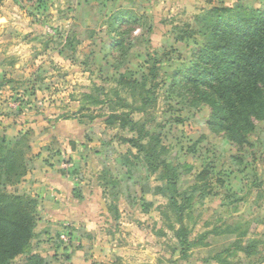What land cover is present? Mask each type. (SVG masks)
<instances>
[{
	"label": "rangeland",
	"instance_id": "1",
	"mask_svg": "<svg viewBox=\"0 0 264 264\" xmlns=\"http://www.w3.org/2000/svg\"><path fill=\"white\" fill-rule=\"evenodd\" d=\"M51 1L14 0L16 35L5 50L17 60V69L0 81V140L5 141L3 151L12 147L18 125L19 131H32L26 141L30 171L34 157L58 154L64 162L68 158L59 153L64 137L51 127L74 114L71 120L82 132L73 142L80 165L74 177L81 185L73 187L83 198L69 221L61 213L64 206L54 203L58 213L52 216L38 197L42 210L26 253L40 254L47 264H67L63 249L79 242L81 253L100 264H219L216 255L240 240L241 247L257 253L225 254L230 264H260L264 120L243 110L249 131L238 142L211 104L223 101L211 90L195 88L182 74L192 67L202 43L187 35L195 28V15L220 5L264 11V0ZM35 13L39 21V15L48 20L29 24L25 15ZM119 14L126 20L113 26L112 17ZM133 80L137 84L132 87ZM141 97L150 102L137 111ZM111 114L137 122L141 143L153 147L176 178L171 191L184 206L185 258L176 232L178 213L168 207L170 190H157L168 187L162 169L151 171L143 154L126 142L137 137L129 124L105 122ZM24 178L16 191L30 194ZM76 218H85L91 232L72 228Z\"/></svg>",
	"mask_w": 264,
	"mask_h": 264
},
{
	"label": "trees",
	"instance_id": "2",
	"mask_svg": "<svg viewBox=\"0 0 264 264\" xmlns=\"http://www.w3.org/2000/svg\"><path fill=\"white\" fill-rule=\"evenodd\" d=\"M125 20L126 15L119 14L112 17V24L119 26ZM193 23L195 28L193 31L189 30L187 35L198 36L202 43L195 50L192 67L182 75L185 81L192 83L195 88L211 90L217 99L223 101V105L218 101H211L218 112L219 123L224 124L238 142H242L249 131L247 125L242 122V111L251 109L258 122L264 120V96L261 94L264 89V11L247 9L243 5L214 6L195 15ZM117 42L118 47L123 45L122 41ZM136 84L135 80L130 82L132 87ZM149 102L148 97H141L140 105L135 110L143 111ZM73 115L58 119H75ZM117 119H121L123 126L129 124L130 130L136 133V138L126 139V142L137 149L138 153L143 154L149 169L153 172L162 169V178L168 187L157 190L161 193L170 190L167 196L168 207L178 213L180 229L176 232L180 235V254L185 258L189 242L182 221L184 206L179 204L174 196L176 178L167 163L159 161L154 148L141 143L143 135L142 130L137 129V122L116 114L108 115L105 122L111 124ZM31 135V130L19 131L12 147L6 151L2 149L3 144L5 145L4 139L0 140V264H47L40 254L26 253L42 210L39 198L16 191V186L30 171L31 149L26 141ZM52 141L55 143L53 138ZM46 150L50 151L48 148ZM74 198H82L79 191H74ZM72 207L79 210L77 203ZM238 251H242L246 257L257 253L253 252L251 247H241L240 240H236L229 249L216 255V261L219 264H230L225 254L233 256ZM66 262L100 264L90 257H85L81 248L75 249L72 255H67ZM263 262L264 260L260 261V264Z\"/></svg>",
	"mask_w": 264,
	"mask_h": 264
},
{
	"label": "crops",
	"instance_id": "3",
	"mask_svg": "<svg viewBox=\"0 0 264 264\" xmlns=\"http://www.w3.org/2000/svg\"><path fill=\"white\" fill-rule=\"evenodd\" d=\"M37 1H34V3H28L29 7H31L30 4L36 5ZM46 3L51 4V0H45ZM24 3H26L24 1ZM18 7V4L14 2V0H0V81L2 80V76L7 74L8 72L13 73L17 69V60H14L13 56L11 54L10 58L7 57L8 52H6L5 47L6 44H9L10 42H14L15 38V30L14 29V23L15 14L13 13L15 8ZM36 15V13H35ZM31 16L28 14V16L25 18L29 24H32V22H37L38 24L42 22H45V20H48L45 17H41L39 15V19L42 20L39 21L37 19V16ZM45 18V19H44ZM47 53V50H45ZM9 58V59H8ZM15 126H12V129H14ZM58 128V129H57ZM60 128V129H59ZM21 129L20 126L16 125L15 129V135L19 132ZM51 129L54 131L61 130V134L63 140L66 142L60 143V151L59 153L62 154V156H66L68 159H66L64 162L60 160V155H49L48 158L43 159L38 157L33 158V167L30 172L25 176L24 181L29 180L28 184L31 185V189H29L30 194L36 195L39 197L44 204L46 205L47 212L50 215H57L58 211L54 209V203L61 204L63 207L62 209V215L63 217H66L67 220H71V215L75 212H79L81 207L78 203L79 200L74 198V187L73 186H79L81 185V182L77 180L74 177V171L75 169L78 170V160L73 154V150H76V146L74 147V143H77L80 133L82 132L79 128L78 122L71 120V119H62L60 122L56 123V127H51ZM75 132V133H74ZM56 136V135H55ZM54 137V136H53ZM46 138V137H45ZM56 140H59L58 138ZM44 143H40V149L43 148ZM78 151V150H77ZM41 150H38V153L40 154ZM37 156V155H36ZM69 158L72 159V162L69 161ZM69 161V163H67ZM47 163V164H46ZM79 184V185H78ZM72 191V195H70V192ZM28 192V193H29ZM81 194V193H80ZM83 195L81 194V197ZM66 198V199H65ZM83 198V197H82ZM81 198V199H82ZM76 199V202L73 200ZM80 199V200H81ZM77 203L79 210L73 209V204ZM84 217V216H83ZM77 220H73L75 224H71L72 228H78L83 227L85 228L86 232H91L88 228V225H86V222L82 219L85 218H76ZM53 223L57 222V219H50ZM66 220V221H67ZM72 222V221H71ZM64 224L61 223V227ZM82 243L80 244L78 242V246L72 247V243L69 242L68 245H66V249H63L64 253H66V256L64 257V261L66 262L67 255H72L74 253V248H81L83 249ZM261 264H264L261 263Z\"/></svg>",
	"mask_w": 264,
	"mask_h": 264
}]
</instances>
